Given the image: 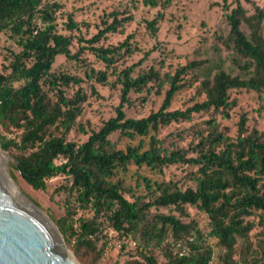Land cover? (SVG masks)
I'll use <instances>...</instances> for the list:
<instances>
[{
	"label": "trees",
	"instance_id": "trees-1",
	"mask_svg": "<svg viewBox=\"0 0 264 264\" xmlns=\"http://www.w3.org/2000/svg\"><path fill=\"white\" fill-rule=\"evenodd\" d=\"M143 1L150 6L159 4L157 0ZM234 2L236 6L226 14L228 36L221 40L227 51L224 57L214 46V56L192 61L176 70L169 77L160 108L138 119L127 118L123 104L129 101L131 90L139 91L148 81L159 80L158 74L150 68L133 77L131 67L121 70L118 78L121 94L115 115L97 131H91L87 140L77 146L67 140V135L81 113L80 106L86 94L81 90L72 96L66 94V88L79 86L82 80L64 73H51L54 59L63 55L79 61L78 53L88 49L107 68L112 67L120 50L128 51V38L118 46L103 48L96 44L107 33L116 32L130 21V16L118 19L115 13L112 22L105 24L91 38L79 37L82 44L79 52L72 53V39L60 34L56 28V13L61 9L59 3L54 0H0V31L8 30L19 48L10 64L18 86L0 74V127L21 131L18 140L0 134L1 149L13 156L10 168L34 190H44L46 181L58 174L69 176L81 207L105 216L121 237L139 233L146 245L158 247L165 264H237L233 255L238 239L248 241V232L254 227L245 218L257 212L259 245L264 253V129L248 131L245 115L239 118L235 139L213 127L209 135L200 140L196 158H187L179 151L161 156L153 139L147 149L142 144L118 149L109 140L115 132L128 139L147 136L158 125L186 120L192 113L210 109L229 118L230 109L236 106V101L230 100V90L245 89L257 93L264 90V11L253 5V13L248 14L238 0ZM167 3L165 0L160 5L166 7ZM161 17L158 14L146 22L152 33L156 32V22ZM66 28H77L70 17H67ZM188 70L194 71V78L189 83L183 81ZM87 77L101 83L106 80L105 72L93 69L87 72ZM193 83H197L195 90L201 99L194 100L184 110H169L174 96ZM59 158L64 162L55 165ZM178 162L198 167L194 189L182 191L171 182L142 177L150 200L145 202L135 197L134 201H129L124 197V182L116 178L119 170L126 171L133 164L159 171L163 165ZM10 176L13 178L11 172ZM187 205L206 214L209 220L207 235L194 220H183L188 217ZM151 207L170 208L177 215L151 214ZM76 221V226L66 218L54 220V223L75 258L81 264H89L84 256L87 253L96 256L100 223L84 218ZM207 237L215 239L224 249L219 262L213 260V248ZM183 249L186 254L180 255ZM141 257L142 261L132 259L123 264H156L153 255L141 251Z\"/></svg>",
	"mask_w": 264,
	"mask_h": 264
},
{
	"label": "rangeland",
	"instance_id": "rangeland-1",
	"mask_svg": "<svg viewBox=\"0 0 264 264\" xmlns=\"http://www.w3.org/2000/svg\"><path fill=\"white\" fill-rule=\"evenodd\" d=\"M53 1V0H45ZM60 4L61 9L56 13V28L60 34L69 36L72 53L79 52L82 44L78 38H91L105 24L112 22L113 15L117 18L130 16V21L118 28L116 32L107 33L96 45L103 48L118 46L128 38L129 49L120 50L112 67L97 58L88 49L79 54V61L67 59L63 55L55 57L51 73H64L76 76L82 80L79 86L66 88L68 96H72L77 90L86 94L81 103V113L75 120V124L67 135V140L77 146L84 143L91 131H97L103 123L115 115V108L119 105L121 84L118 82L119 73L123 69L132 68L131 75L136 77L145 73L150 68L157 72L159 80H151L139 91L131 90L129 101L123 104V111L127 118H143L156 112L163 101L165 91L169 86V77L176 70L188 65L192 61H199L214 56V46L219 48L221 57L227 54L221 43L228 36L229 25L226 14L236 6L234 0H168L167 6L160 5L162 1L157 0L158 5L150 6L143 0H54ZM246 9L248 14L253 13V5L264 11V0H238ZM225 7V8H224ZM161 14L156 22V32L152 33L146 22ZM67 17H70L76 29L66 28ZM19 52L11 33L8 30L0 31V74L8 81L15 82L12 76L10 64L14 55ZM93 69L97 72H105V82H98L93 77H87V72ZM184 82H191L194 71L188 70L184 76ZM195 82V81H194ZM197 83L187 86L177 93L169 110H184L190 107L198 98L196 94ZM230 100L236 101V106L229 111V118H224L217 111L210 109L192 113L186 120L172 121L167 125H158L156 130L147 136H136L128 139L115 132L109 136V140L118 149H125L126 145H143L144 149L149 147L151 139L161 156L169 155L170 152L179 151L187 158H196L200 140L209 135L215 127L224 136L235 139L237 136V123L241 115L247 118V130L264 129V90L257 93L252 90L233 89L230 90ZM21 131L10 127L0 134L9 139L18 140ZM7 155V171L13 174L12 180L20 192L35 203L43 213L54 220L66 218L71 224L78 223L77 219H95L100 223L101 233L98 234L96 242L97 253L85 254V261L89 264H123L127 260L142 261L141 251L147 255H153L156 264H165L158 247L153 244L146 245L139 233L129 234L121 237L111 227L106 217L95 214L94 210L81 207L76 192L71 188V178L58 174L46 181L44 190L32 189L18 174L9 166L14 162L11 152L3 151ZM64 160H55V165H60ZM198 167L192 163H173L163 165L159 171L148 167H137L129 165L126 171L119 170L116 178L122 179L125 185L123 195L129 201L135 197L150 200L142 177L151 181L171 182L180 190L196 187L195 172ZM188 217L186 222L194 220L204 235L209 231L208 217L195 206H185ZM151 214H174L170 208L149 209ZM258 213V212H257ZM257 213L245 218L252 222L254 227L248 232V241L238 239L233 259L237 264H264L263 248L259 245L260 228L257 226ZM74 220V221H73ZM55 224V223H54ZM56 226V225H55ZM57 227V226H56ZM207 242L213 248V260L219 262L220 255L224 249L217 245L213 238L207 237ZM68 248V247H67ZM69 249V248H68ZM258 260V262L256 261ZM78 261V260H77ZM79 264H81L78 261ZM221 263V261H220Z\"/></svg>",
	"mask_w": 264,
	"mask_h": 264
},
{
	"label": "water",
	"instance_id": "water-1",
	"mask_svg": "<svg viewBox=\"0 0 264 264\" xmlns=\"http://www.w3.org/2000/svg\"><path fill=\"white\" fill-rule=\"evenodd\" d=\"M7 178L12 180L5 164L0 167V264H79L53 221L18 191L25 202L20 200Z\"/></svg>",
	"mask_w": 264,
	"mask_h": 264
},
{
	"label": "bare ground",
	"instance_id": "bare-ground-1",
	"mask_svg": "<svg viewBox=\"0 0 264 264\" xmlns=\"http://www.w3.org/2000/svg\"><path fill=\"white\" fill-rule=\"evenodd\" d=\"M7 159H8L7 155H5L3 152H0V167H1V169L7 163ZM6 182L8 183V185H10L11 188H13L15 190L16 195L18 196V198L20 200H22L23 202H25L23 200V198L19 195L18 191H20V190H19V188H17L16 184H14V182L10 178H7Z\"/></svg>",
	"mask_w": 264,
	"mask_h": 264
},
{
	"label": "built area",
	"instance_id": "built-area-1",
	"mask_svg": "<svg viewBox=\"0 0 264 264\" xmlns=\"http://www.w3.org/2000/svg\"><path fill=\"white\" fill-rule=\"evenodd\" d=\"M186 254V249H183L180 253V255Z\"/></svg>",
	"mask_w": 264,
	"mask_h": 264
}]
</instances>
